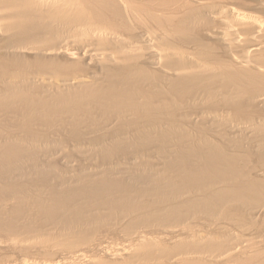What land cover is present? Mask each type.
<instances>
[{
	"label": "bare ground",
	"instance_id": "6f19581e",
	"mask_svg": "<svg viewBox=\"0 0 264 264\" xmlns=\"http://www.w3.org/2000/svg\"><path fill=\"white\" fill-rule=\"evenodd\" d=\"M21 261L264 264V0H0Z\"/></svg>",
	"mask_w": 264,
	"mask_h": 264
},
{
	"label": "rangeland",
	"instance_id": "374dc122",
	"mask_svg": "<svg viewBox=\"0 0 264 264\" xmlns=\"http://www.w3.org/2000/svg\"><path fill=\"white\" fill-rule=\"evenodd\" d=\"M244 8H247V7L245 6ZM246 209H248V207H246ZM100 231H101V230H100ZM127 231H128V233H129L130 231L132 232V230H130V231L127 230ZM127 231H125V230L122 231V230H121V233H120V234L117 233V235L115 234L114 236L111 235V234L109 235V238H110V239L115 238V239L111 240L112 242L110 241V242H111V243H110L111 246H112V247H115L114 249H118V248L121 249V248L124 246V245H123V244H124L123 242L126 241V239L128 238V235L131 233V232H130V233L128 234ZM96 233H98V234H96ZM100 233L102 234V233H104V231L102 230ZM100 233H99L98 231H97V232H94L93 234H94L95 236L91 234V235H90V238H92V236H93V238L97 239L96 236L100 237V236H99V235H101ZM118 234H119V235H118ZM121 234H122V236L124 235L123 238H122ZM103 235H104V234H102V236H103ZM115 236H117V237H115ZM119 236H120V237H119ZM111 237H113V238H111ZM87 238H89V236H88ZM90 238H89V239H90ZM120 239H121V240H120ZM91 240H94V239H91ZM118 240H119V241H118ZM89 241H90V240H89ZM113 241H114V242H113ZM125 244H126V243H125ZM113 245H114V246H113ZM116 245H118V246L116 247ZM121 245H122V247H121ZM49 246H50V245H49ZM51 253H52V252H51ZM49 254H50V253H49ZM49 254H48V255H49ZM99 254H101V255H99ZM97 256H98V258L102 259V257H103V258L105 257V253H104V252H103V253H100V252H99V253L97 254ZM21 262H23L24 264H27V263H28V262H24V261H21ZM30 263H33V264H34V262L29 261L28 264H30ZM141 263H142V262H141ZM141 263L138 262V263H136V264H141Z\"/></svg>",
	"mask_w": 264,
	"mask_h": 264
}]
</instances>
